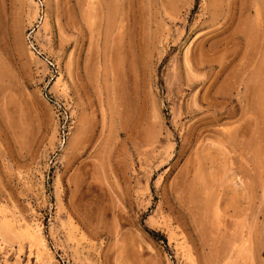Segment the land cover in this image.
<instances>
[{
    "label": "rangeland",
    "instance_id": "rangeland-1",
    "mask_svg": "<svg viewBox=\"0 0 264 264\" xmlns=\"http://www.w3.org/2000/svg\"><path fill=\"white\" fill-rule=\"evenodd\" d=\"M0 264H264V0H0Z\"/></svg>",
    "mask_w": 264,
    "mask_h": 264
},
{
    "label": "bare ground",
    "instance_id": "bare-ground-1",
    "mask_svg": "<svg viewBox=\"0 0 264 264\" xmlns=\"http://www.w3.org/2000/svg\"><path fill=\"white\" fill-rule=\"evenodd\" d=\"M98 4V3H97ZM92 5V8H91V11L93 12V10H94V1H93V3L91 4ZM257 6V5H256ZM256 9V8H255ZM94 11H96V10H94ZM257 12V11H256ZM96 13V12H95ZM258 14V13H257ZM92 15H93V13H92ZM92 15H90V16H92ZM92 18V17H91ZM96 18H97V16H96ZM93 20H94V18H93ZM94 24H95V21H94ZM93 25V24H92ZM208 204V203H207ZM205 208V207H204ZM207 208V207H206ZM199 209V208H198ZM34 235H35V233H34ZM37 236V234L35 235V237ZM232 238V237H231ZM236 238H238V237H236ZM39 241V240H38ZM35 242V241H34ZM232 242V241H231ZM39 243V242H38ZM40 243H41V245H42V247H43V249H45V250H47L48 251V249H47V246H46V244H45V242H44V240H40ZM230 251V250H229ZM50 252V251H49ZM227 253V252H226ZM228 254H231L230 252L228 253ZM223 255V254H222ZM233 255V254H232ZM229 256V255H228ZM222 257V256H221ZM220 257V258H221ZM224 257V256H223ZM49 258V257H48ZM224 260V259H223Z\"/></svg>",
    "mask_w": 264,
    "mask_h": 264
},
{
    "label": "trees",
    "instance_id": "trees-1",
    "mask_svg": "<svg viewBox=\"0 0 264 264\" xmlns=\"http://www.w3.org/2000/svg\"><path fill=\"white\" fill-rule=\"evenodd\" d=\"M147 232L150 234V236L155 239V240H163L165 241V238L163 237V235H161L160 233L158 232H155L153 230H149L147 229Z\"/></svg>",
    "mask_w": 264,
    "mask_h": 264
}]
</instances>
